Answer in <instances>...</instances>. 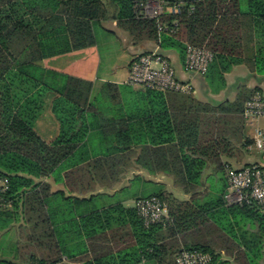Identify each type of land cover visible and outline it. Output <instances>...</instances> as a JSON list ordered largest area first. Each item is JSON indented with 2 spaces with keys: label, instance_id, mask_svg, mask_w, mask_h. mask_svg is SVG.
<instances>
[{
  "label": "trees",
  "instance_id": "trees-1",
  "mask_svg": "<svg viewBox=\"0 0 264 264\" xmlns=\"http://www.w3.org/2000/svg\"><path fill=\"white\" fill-rule=\"evenodd\" d=\"M164 1L180 11L149 18L140 0H0V179L8 186L0 192V264H177L185 250L211 255L208 264H257L264 255L257 204L227 205L228 184L200 198L205 168L225 173L222 157L233 151L222 125L245 120L259 87L241 86L234 102L218 105L128 82H105L94 95L92 81L43 64L94 46L95 26L111 18L135 40L184 59L187 44L205 46L214 58L203 76L218 90L238 64L264 77V0H245L246 9L243 0ZM48 108L60 126L50 143L35 128ZM203 116L212 135L200 129ZM137 150L146 169L148 154L163 155L157 164L189 195L179 199L161 184L138 198L165 201V225L146 227L120 200L126 187L114 191ZM12 229L15 249L7 253L1 239Z\"/></svg>",
  "mask_w": 264,
  "mask_h": 264
},
{
  "label": "crops",
  "instance_id": "crops-1",
  "mask_svg": "<svg viewBox=\"0 0 264 264\" xmlns=\"http://www.w3.org/2000/svg\"><path fill=\"white\" fill-rule=\"evenodd\" d=\"M175 1H192V0H175ZM243 9L247 8L246 1H242ZM95 33L97 43L94 46L76 50L63 55L51 57L43 61L44 66L54 69L59 72L68 73L77 77H81L93 82V94H97L105 82H114L119 85L127 84L129 77L130 64L134 57L143 53H158L167 57L172 66L176 70L177 77L191 84L194 88L191 96L203 103L218 105L224 102H234L237 98L241 86H246L249 89L259 87L261 93L264 95V77L260 74L249 70L246 64L235 65L231 71L225 73L226 85L219 89L215 85H211L205 76L196 72L188 70L183 56L175 49H160L157 42L153 40L143 39L135 40L126 30L119 27L115 19H108L95 26ZM100 41L111 44L113 52L108 54V63L103 65V56L100 49ZM252 48V47H251ZM131 103L132 94L125 96ZM178 97L171 96L168 98L171 108H178ZM203 114V113H202ZM205 115V114H203ZM199 124L200 129L204 132L210 131L207 125V117H202ZM225 132V137L231 142L233 148L231 156H223L222 162L233 167L241 168L251 163L258 162L260 153L253 147V137L255 130L260 127L264 128V117L256 120H240L234 126L233 122H226L222 125ZM59 123L53 115L50 108H48L36 123V131L47 142H53L58 135ZM214 136V135H213ZM216 136V134H215ZM251 142V143H249ZM150 145V144H148ZM139 150L132 154L130 159L129 169L124 173V179L114 191H118L121 187H126L122 192L118 193L120 200L123 201L124 206L127 200L135 201L139 197L146 196L140 193H131L130 188L134 181H140L142 186H153L155 190L157 185H165L166 189L173 193V189H180L183 196L179 199H188L189 195L185 194L180 187L175 184L174 177L171 173L159 166V161L164 162V157L161 155L157 157L155 154L147 155L149 162V169L143 168L137 164L139 157ZM227 181L225 173L217 170L213 165H208L202 177L200 186V198L207 196H214L222 189L226 190ZM54 189L62 188V185L54 184ZM155 190L149 192L151 194ZM99 191H102L99 189ZM114 191H110L113 193ZM148 195V194H147ZM175 195V194H174ZM176 196V195H175ZM177 197V196H176ZM178 198V197H177ZM129 207V206H126ZM16 239V232L12 229L3 239H1V250L11 253L14 248ZM222 253V258H230ZM231 259V258H230ZM68 264V263H67ZM140 264H155L154 262L143 261ZM257 264H264V255L259 258Z\"/></svg>",
  "mask_w": 264,
  "mask_h": 264
},
{
  "label": "built area",
  "instance_id": "built-area-1",
  "mask_svg": "<svg viewBox=\"0 0 264 264\" xmlns=\"http://www.w3.org/2000/svg\"><path fill=\"white\" fill-rule=\"evenodd\" d=\"M140 13L145 17L157 18L166 11L177 13L181 6L171 5L164 0H140ZM160 29H165L163 26ZM214 53L205 46H186V67L200 75L207 73ZM135 87L164 92L192 94L191 84L180 80L170 60L158 53H143L133 58L127 81ZM243 117L246 121L264 117V95L255 93L245 104ZM253 147L260 153L258 162L236 168L229 164L225 168L228 184L224 199L227 205L257 204L264 211V128L258 127L253 137ZM7 181L0 179V192L7 189ZM138 215L146 227L165 225L171 219L168 205L158 197L141 198L135 202ZM211 255L198 251H182L176 257L177 264H208ZM65 264L68 262L65 261Z\"/></svg>",
  "mask_w": 264,
  "mask_h": 264
},
{
  "label": "rangeland",
  "instance_id": "rangeland-1",
  "mask_svg": "<svg viewBox=\"0 0 264 264\" xmlns=\"http://www.w3.org/2000/svg\"><path fill=\"white\" fill-rule=\"evenodd\" d=\"M100 49H101L102 56H103V65H107V63H108V54L113 52V47L111 46V44L103 43L102 41H100ZM185 61H186V58H185ZM175 73H176V70H175ZM176 76H177V74H176ZM254 134H255V132H254ZM152 190H155V188L153 186H149V185L148 186H142V184L140 183V181H137V180L132 183L131 188H130V192L132 194L133 193H140V192H142V194L147 195ZM172 191L174 192V194L178 198H181L183 196V193L178 188L173 189ZM133 204H134L133 200H127L125 202V205L126 206H129V207L133 206Z\"/></svg>",
  "mask_w": 264,
  "mask_h": 264
}]
</instances>
